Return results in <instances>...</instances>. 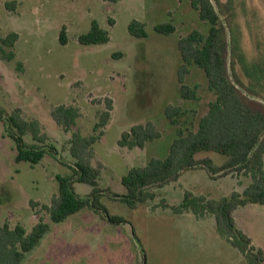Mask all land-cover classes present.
I'll return each instance as SVG.
<instances>
[{
	"label": "rangeland",
	"instance_id": "rangeland-1",
	"mask_svg": "<svg viewBox=\"0 0 264 264\" xmlns=\"http://www.w3.org/2000/svg\"><path fill=\"white\" fill-rule=\"evenodd\" d=\"M10 1L16 2L12 9L5 6ZM212 2L224 21L233 14L230 18L236 43L246 57L247 66L253 68L257 57L264 58V0ZM132 19L146 23L145 38L128 33ZM92 20L108 30V42L88 45L78 42V35L89 30ZM164 22L172 23L175 31L163 35L154 30V25ZM63 26L66 44L58 39ZM207 27L188 0H120L116 3L0 0V36L10 31L18 34L14 45L16 57L10 61L0 58V113L5 117L20 108L25 118L38 119L48 135L47 144L55 148L56 154H46L34 165L16 162L14 141L6 135L5 124L0 121V219H7L11 224H30L29 201L48 202L57 190L55 176L71 172L69 165L73 159L68 143L71 131L78 130L84 136L92 134L97 114L104 109L105 97L112 99L113 109L104 134L93 145L92 159L93 164L101 162L103 165L99 188L122 194L121 177L129 168L144 165L152 157H165L177 130L166 118L165 106L178 104L187 110L180 118L184 128L186 121L193 118L192 110H197V116L203 114L213 99L204 73L197 66L189 67L185 76L186 84H198L196 99L180 97L177 77L181 61L178 38L192 29L206 32ZM235 71L245 82L239 65ZM254 99L264 101L259 97ZM60 104H72L80 112L69 132H64L50 115L51 109ZM147 120L154 122L159 138L147 142L144 148L118 145L123 131ZM24 140L35 144L29 135H25ZM195 157L209 158L214 165H221L225 160L224 155L211 151H200ZM248 183L249 178L242 172L221 171L212 176L206 169L196 167L183 170L176 180L162 187L153 188L155 198L134 207L107 195L100 201L110 215L125 220L122 229L131 227L143 249L141 264H248L238 249L217 232L211 214L184 217L171 213V206L183 199L186 190L206 198H219L231 191H242ZM74 190L84 195L91 187L74 183ZM166 207L171 211L164 212ZM79 216L67 217L65 222L50 228L25 254L21 264L133 262L132 248L126 246L121 231L118 239L101 236L99 242L103 248L96 249L99 261H92L95 250L88 247L95 241H90V230L83 233L85 227L81 226ZM232 216L236 226L262 249L264 256V206L240 205L232 211Z\"/></svg>",
	"mask_w": 264,
	"mask_h": 264
},
{
	"label": "trees",
	"instance_id": "trees-1",
	"mask_svg": "<svg viewBox=\"0 0 264 264\" xmlns=\"http://www.w3.org/2000/svg\"><path fill=\"white\" fill-rule=\"evenodd\" d=\"M104 1L116 3L120 0ZM188 2L208 27L206 32L192 29L177 40L181 60L177 70L179 94L186 100L197 98L198 84H186L185 76L189 67L194 65L200 68L206 78L207 89L213 94L205 112L197 116V110L193 109L192 120L186 121L182 128L180 118L187 110L178 104H167L165 116L170 124L177 126V130L166 156L152 157L144 165L129 168L121 177L125 192L109 193L98 186L103 165L101 162H92L93 145L104 134L113 109L112 99L105 97V106L97 114L93 133L84 136L78 130L71 131L68 139L69 154L73 159L72 165H69L71 172L55 176L57 190L48 203L29 201L37 222L27 229L21 223L12 225L8 220L0 221V264H21L25 254L49 230L50 223L61 222L83 208L94 210L112 224L125 222L121 216L107 212L100 201L101 197L107 195L134 207L138 203L153 200L156 196L153 188L162 187L176 180L183 170L196 167L206 169L212 176L221 171L242 172L249 178V183L242 191H231L219 198H206L186 190L183 199L176 206H171L172 211H189L197 217L211 214L217 232L238 249L248 264H263L262 249L256 247L250 237L236 226L232 211L247 203L264 206V101L254 99L259 97L264 100V58L257 57L253 61V68L247 66L246 57L239 51L234 37L230 18L232 13L224 21L212 0ZM15 5V1L5 3L8 9ZM109 23L112 24V21L109 20ZM127 29L134 37L147 36L146 23L141 20L132 19ZM154 30L169 35L175 31V26L169 22L158 23L154 25ZM17 39L15 31L0 36L2 60L10 61L16 57L14 45ZM58 39L61 44L67 43L64 26L59 31ZM109 39L108 30L96 20L91 21L87 32L77 37L78 42L84 45L106 43ZM20 65L18 63V67ZM236 65H239L245 82L236 73ZM50 115L64 132H69L75 126L80 112L72 104H60L51 109ZM0 121L5 124L6 135L14 141L16 162L26 161L34 165L46 154H55V148L47 144L48 135L43 131L40 121L34 117L25 118L20 108L13 109L5 117L0 113ZM25 135H29L35 144H27ZM159 137L160 132L154 122L147 120L123 131L118 145L130 149L144 148L147 142ZM200 151L220 153L225 156V160L221 165H214L209 158L197 159L195 156ZM74 183H85L91 187V191L80 195L75 192Z\"/></svg>",
	"mask_w": 264,
	"mask_h": 264
},
{
	"label": "crops",
	"instance_id": "crops-1",
	"mask_svg": "<svg viewBox=\"0 0 264 264\" xmlns=\"http://www.w3.org/2000/svg\"><path fill=\"white\" fill-rule=\"evenodd\" d=\"M89 192L90 191H88V193ZM124 192H125V188H124ZM88 193H86V194H88ZM43 203H48V202L46 201V202H43ZM169 211H171V210L167 209V207L164 208V212H169ZM31 213L32 214H31V218H30V224L25 226L27 229H30L31 226H33L37 222V216L34 214V211L32 209H31ZM171 213L174 214L173 211H171ZM75 215H77V217H78V215H80L79 217L81 219L79 218V220L81 222V226L85 227V230H84L83 233H86L87 231L90 230L91 233H92L90 235V236H92V237H90L91 238L90 241H95L91 245L89 243L90 247H88V250H90V248L95 250V255H94L95 258H92L91 259L92 261H94V262L99 261V259L96 256L97 255L96 249H101L102 250V248H103L101 242H99L101 236L104 234L105 236L110 237L111 239L112 238L115 239V237H116V239H118V237L120 236V231H121V235L124 237L123 240H124L126 246L128 247V245H129L132 248L131 256L133 258V262L130 263V264H141L142 263V259H143L142 250L143 249H140L139 241L137 240V238L134 235L133 231H131V227L128 228V227L125 226L122 229L121 226L124 225L123 224L124 222L119 223V224H112L107 219H105L104 217H102L101 215H99L98 213H96L94 210H92L90 208H83V209H81V210L69 215L68 217H73ZM180 215H184V217H185V216L194 215V214L192 212L185 211V212L180 213ZM206 216H209V215H205V217ZM66 219L67 218H65L61 222H65ZM4 220H7V219H4ZM0 221H3V219H0ZM15 223H19V222H15ZM15 223H13L12 225H14ZM57 223H60V222H57ZM57 223H54V222L50 223L49 230H50V228H52ZM48 231H47V233H48ZM119 261H121V257H119ZM86 262L88 263V261H86ZM114 264H121V263H114Z\"/></svg>",
	"mask_w": 264,
	"mask_h": 264
}]
</instances>
